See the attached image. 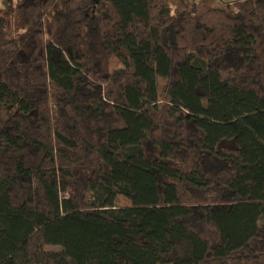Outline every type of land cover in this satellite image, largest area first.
Wrapping results in <instances>:
<instances>
[{"label": "trees", "instance_id": "obj_1", "mask_svg": "<svg viewBox=\"0 0 264 264\" xmlns=\"http://www.w3.org/2000/svg\"><path fill=\"white\" fill-rule=\"evenodd\" d=\"M1 4L0 264H264V0Z\"/></svg>", "mask_w": 264, "mask_h": 264}, {"label": "rangeland", "instance_id": "obj_2", "mask_svg": "<svg viewBox=\"0 0 264 264\" xmlns=\"http://www.w3.org/2000/svg\"><path fill=\"white\" fill-rule=\"evenodd\" d=\"M226 1H230V0H222V2H226ZM224 6V4L222 5ZM0 14H3V6L2 4H0ZM121 64L117 61L116 58L114 57H111L110 58V62H109V69L110 70H114L118 67H120ZM128 203V200L126 198H124L123 196H117L114 200V204L115 205H123V204H127ZM48 248L50 249H57L56 246H48Z\"/></svg>", "mask_w": 264, "mask_h": 264}, {"label": "crops", "instance_id": "obj_3", "mask_svg": "<svg viewBox=\"0 0 264 264\" xmlns=\"http://www.w3.org/2000/svg\"><path fill=\"white\" fill-rule=\"evenodd\" d=\"M0 4H1V0H0Z\"/></svg>", "mask_w": 264, "mask_h": 264}]
</instances>
